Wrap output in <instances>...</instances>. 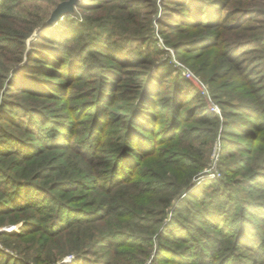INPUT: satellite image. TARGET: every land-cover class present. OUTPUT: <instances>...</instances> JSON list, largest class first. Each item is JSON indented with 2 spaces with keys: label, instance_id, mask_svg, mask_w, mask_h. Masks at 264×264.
<instances>
[{
  "label": "rangeland",
  "instance_id": "374dc122",
  "mask_svg": "<svg viewBox=\"0 0 264 264\" xmlns=\"http://www.w3.org/2000/svg\"><path fill=\"white\" fill-rule=\"evenodd\" d=\"M66 1L7 0L11 9L4 11H14L16 16L0 18V142L4 143V148L0 149L5 150H0L2 261L5 255H11L13 263L26 261L29 264H187L184 260L178 262L175 254L167 250L172 247L176 250V239L178 251L193 259L188 264H224L233 252L234 255L241 252L235 259L253 264L255 252L230 238L224 242L223 250L206 251L200 234L193 229L196 222L192 212L189 213L202 205L187 202L191 201L189 194L193 191L202 190L207 198L211 194L218 197V190L222 188H215L213 183L221 178L229 183L235 202L260 203L263 207L258 209L264 210V183L246 181L259 177L254 176L251 169L264 170V0H231L224 10L222 8L224 26L221 30L225 32V40L236 37L235 40L241 41L234 46L240 52L238 58L245 66L243 72L247 77L242 78L236 70L216 83L206 73L220 66L225 46H214L193 56L197 66L204 67L202 74L189 64L190 54L183 53L184 48L179 44L187 39L215 38L220 30L211 32L202 28L187 33L186 27L180 30L173 27V23L181 21L179 16L183 9L176 8L170 0H115L94 4L91 8L80 3L92 0H76L64 11ZM37 15L41 16L35 18ZM69 16L86 26L85 38L68 40L65 46L70 48L69 56L74 54L81 58L80 69L70 78L64 76L67 82L63 83L66 85L63 90L46 88L41 93L27 92L25 89L45 85L47 78L37 76L38 70L27 68L28 64L36 63L29 58L33 55L30 51L45 47L43 42L56 45L44 37L45 29L53 32L51 28L59 26L58 23ZM12 20L17 24L13 25ZM29 20L38 23L22 39L20 34L27 32ZM9 30L18 34L12 37L14 42L8 38ZM97 37L101 42L113 44L118 51L127 45L131 49L153 51L148 77L157 74L158 65L170 62L185 78L182 83L193 86L189 98L180 103V108L188 107L187 111L181 110L184 111L181 117L173 116L165 96H154L159 113L152 120H146L145 127L149 128L137 130L135 137L129 136L134 137L129 146L124 136L127 130L113 138L117 153L124 154L121 170L128 175L120 178L121 172H117L121 181L109 184L106 177L112 169L92 159L90 151L97 143L96 139V143L90 145L95 142L90 138L91 131L94 126L99 130L105 119L102 112L96 111L95 100L101 101L99 84L114 71L116 82L124 85L123 93H135L134 81L142 76L136 78L123 68L118 69L101 52L90 55L89 49L100 50L97 46L86 49L96 43ZM63 61V67L71 64L69 57ZM190 75L193 78L190 79ZM126 98L122 94L113 101L114 105L99 102L107 112L106 119L113 115L115 119L129 117L136 111L134 97ZM118 99L119 103L115 104ZM249 106L256 109L254 115L247 110ZM224 110L234 111V115L226 118ZM203 111L213 113L210 122H203L198 116ZM7 115L21 122L22 128L21 123L10 121L9 124L5 119ZM24 121L26 125L33 123L35 130H24ZM253 124H261L260 130L252 128ZM106 129L110 131L112 126L107 125ZM12 139L16 142L13 146L9 143ZM31 145L34 148L36 145L38 152L28 156L26 151ZM43 165H49L57 177L40 175L39 178L38 169ZM34 178L45 188L52 187L59 178L69 181L68 184L80 181L69 197L54 196L57 204L50 201L22 208L17 202L6 203L8 185ZM46 197L53 198L50 193H46ZM226 198L223 196L221 202ZM112 199L121 205L114 212L107 209ZM239 211L243 219V210L234 209L235 214ZM249 217L264 229V219L255 213ZM173 219L179 220L180 232L188 234V239L174 232ZM205 228L211 233L221 232L214 227ZM260 264H264V258Z\"/></svg>",
  "mask_w": 264,
  "mask_h": 264
},
{
  "label": "trees",
  "instance_id": "16d2710c",
  "mask_svg": "<svg viewBox=\"0 0 264 264\" xmlns=\"http://www.w3.org/2000/svg\"><path fill=\"white\" fill-rule=\"evenodd\" d=\"M115 0H92L90 2L83 1L80 3L83 7H94V4H106V3H112ZM171 3L175 5L176 8H182L183 10L180 13L181 15L179 18L181 21L177 23H173L172 25L175 28H178L179 30L182 27H186V32H190V30H196V29H202L206 28L205 30L208 31H218L219 34L215 38H207L204 41H199L197 38L194 39H187L184 42L180 43L179 45L183 47V53L189 52V64L193 66V68H197L202 74H204V67L197 66L195 61H193V56L196 55L200 51H206L214 46H225L224 49V55L222 59V63L220 66L215 69L214 71L210 73H206L210 79L216 83L219 80H223L227 77H229L233 71H238V75L242 78H246V72H243L245 70L244 64L240 61V58H238L240 52L238 50H235L236 44L240 40L232 39L229 41L228 39L225 40V32L221 30L224 26V17H223V11L226 5H229L231 3V0H170ZM226 2V3H225ZM9 3L7 0H0V18L5 17V19H12L14 16H16L14 11L5 9H11V7L8 5ZM8 5V6H7ZM181 6V7H180ZM4 8V9H3ZM220 8V9H219ZM41 15H37L35 18H39ZM66 19V20H65ZM13 25H16V21H11ZM38 21H27V32H23L20 34V37L24 39L30 32L33 31L34 27L37 25ZM59 26L54 29L53 32H51L49 29H45L44 37L47 40H50L53 44L56 45H50L46 43L44 44L45 47L41 49H32L33 51H30V53H33V55H29V58L31 60H35V65H27V68H32V70H38L39 73H37V76H46V82L45 85L41 84L40 88H30L25 89L27 92L30 93H41L42 89H48V90H55L60 91L63 90L64 85L63 83H66L67 81L64 79V76L66 78H70L71 75H75L76 71L80 69V64L82 62L80 61L81 58L75 57L74 54H71L72 58L69 56V47L66 46V42L68 40L72 41H79L85 38L86 36V26L82 24L81 22L77 21L76 19L72 17H64L63 20H61L58 23ZM190 27V28H188ZM49 30V31H48ZM8 38L11 40L13 36L18 37V34H14L12 30L8 31ZM53 35V36H52ZM11 36V37H10ZM103 36V35H102ZM101 37V35H100ZM97 37L96 43L94 45H89L86 49H89L90 46H97L100 50H96L95 47L93 49H89L90 55L93 53H99L103 54V56H106L108 59H110L113 64L119 69L123 68V70L126 73L133 74L134 77L140 78L138 81H134L133 87L135 93L128 91L127 93H123L124 85L118 84L116 82L117 75L114 73V71H111V74L109 77H106V79H102L101 83L99 84V93L100 94V100L96 101V111L102 112L105 119H103V123L100 126V129L97 130L96 126L93 127L91 131V136L93 140L95 139V142L93 144H90L93 146L91 151V158L94 160H98L102 166L105 168L112 169V172L110 175L108 174L107 182L109 183H117L121 181L118 178L117 172H121V177H126L128 173L121 170L120 163L121 159L123 158L124 154L117 153L118 147L117 144L113 142V138L119 136L120 132L123 130H127V133L124 135L126 136L127 140H129V143H127V146L131 144V142H134V133H138L137 130H147L149 128L148 126L145 127L146 120H152L159 111L157 110V103H156V97L165 96V99L169 101L167 104H170L172 112L174 113L173 116H182L184 111H187L188 107H184L183 109L180 108V103L182 101L184 102V99L187 100L192 93V87L188 83H182V78L185 79L183 76H181L180 71L173 63L170 62H164L160 66L158 65L157 68V74L156 75H148L149 72V65L152 64V53L153 51H149L146 49H131L129 46H124L120 51L114 48L113 44L111 43H104L101 42V38ZM110 40V37H109ZM14 42L13 40H11ZM10 42V41H9ZM50 42V43H51ZM75 43V42H74ZM22 44V43H19ZM35 45V44H34ZM143 45H146L144 43ZM72 47V45H71ZM67 57L70 58L71 64L67 67H63L64 61H67ZM202 57V55H200ZM240 57V56H239ZM60 64V65H59ZM39 66V67H37ZM151 66V65H150ZM64 68H68L69 70H64ZM85 68V65H84ZM129 68H135V69H129ZM89 69V68H88ZM104 70L100 69L99 71ZM146 77V79H144ZM148 77V78H147ZM144 79V80H143ZM37 80V78L35 79ZM111 80V81H110ZM116 82V83H115ZM62 84V85H61ZM66 86V85H65ZM70 86V85H69ZM164 87L163 89H161ZM162 90V91H161ZM165 90V91H164ZM137 91V92H136ZM170 92L169 95H166L165 93ZM126 95V100H130L129 98L134 97L135 100V109L136 111L127 117V115L122 116L121 118L115 119L114 115L113 117H109L106 119L105 113L106 110L102 108L101 103H106L107 105L113 104V101L116 98H119L121 95ZM187 95V96H186ZM99 96V95H97ZM186 96V97H182ZM131 99V100H132ZM101 102V103H99ZM119 99L117 101L118 104ZM94 105V107H95ZM251 106L247 107V110L252 113L251 115H254L256 113V109H250ZM256 108V107H255ZM103 109V110H101ZM178 110V111H177ZM184 110V111H181ZM224 115L226 118L228 116L234 115V111L231 110H224ZM175 112L177 115H175ZM257 112H260L259 109H257ZM3 113V112H2ZM212 114L208 111L201 112L198 116L203 122H210L212 119ZM151 118V119H150ZM158 118V117H157ZM5 119L9 121V124H15V123H21V122H15L12 116H5ZM101 120V119H100ZM145 122V123H144ZM24 125H26V122H23ZM29 125H26L23 127L24 130L31 129L32 131L35 130L36 126L33 123H28ZM97 125L100 124V121L96 123ZM107 125H111L112 129L108 131L106 129ZM261 124L252 125V128L258 127L260 130ZM173 126V123H172ZM65 127H69V130L71 129L70 126L67 124ZM127 127V129L125 128ZM129 127V128H128ZM22 128V123H21ZM133 135L134 137H130ZM73 136V133H71V137ZM8 137V135H7ZM129 138V139H128ZM10 139V138H9ZM9 141V140H8ZM72 141V139H71ZM70 141V142H71ZM10 145H14L16 142L14 139H12L10 142ZM20 143V142H18ZM0 148H4L3 141L0 142ZM1 151H5L4 149H0ZM28 151H26V155L30 156L32 154H36L38 152V147L34 145L27 148ZM127 150V149H126ZM264 164V163H263ZM253 171L254 176L259 177H253V179H247L249 183L259 184L264 183V170L259 171V169H251ZM38 177L40 178V175H44L47 178H53L57 177L55 173L52 172L51 167L48 165H43L38 169ZM124 172V173H123ZM193 172L194 174L197 173ZM127 174V175H126ZM111 176V177H110ZM262 176V177H261ZM37 178V177H36ZM36 178L28 181H20L18 184H13L9 186V190L7 192V202L6 203H14L17 202L19 206L22 208H29L33 204H45L50 201H53L55 204H57L54 201V196H61L62 198L69 197L70 191L72 188L76 186V183L80 180L70 182L69 184L64 178H59L58 182L54 184L52 187L45 188L44 185L41 183H36ZM14 181V180H13ZM10 182V181H8ZM106 182V183H107ZM215 188H218L220 186V195L212 196L209 195V198L204 195L203 191H193L189 194L191 201L189 200L187 203H192L194 205H202V208L200 209H191L189 211L192 212V216L195 219L194 221L196 223H193V229L197 231V233L200 234L201 238V245L202 247H206V251H220L223 250L224 242L228 238L233 240V242H237V245L240 244L241 246H244L246 249L253 250L255 252L253 257V264H260V261L262 258H264V229H262L261 225H256L255 222L252 221V217H249L250 215L256 214L260 219H264V210L260 211L258 208L263 207V205L255 204L251 201H245L242 200L241 202L237 200V202L234 201V198L232 197L233 190H230L231 187H229V183L224 181L221 178H218L213 183ZM225 185V186H224ZM227 186V187H226ZM46 193H50L53 198L47 199ZM223 196H226V201L224 203L221 202V199ZM35 197V198H34ZM116 199H112L110 202L112 205H107L108 211L114 212L115 210H118L121 205H117L118 201H115ZM106 199L102 202L101 206L104 204ZM222 203V205H220ZM245 203H248V206H245ZM107 204V202H106ZM57 206V205H54ZM222 207V208H221ZM242 209L243 212V219H241V212L239 211V214L234 213V209ZM194 210V212L192 211ZM179 217V216H178ZM212 217V219H211ZM244 220V221H243ZM200 223H202L205 226L214 227L218 229L220 234L211 233L207 231L205 226H201ZM174 228V232L178 231V234L180 237L188 239V234H185L182 231L179 225L181 224L179 220L173 219V222L171 223ZM178 228V229H177ZM173 230V229H172ZM114 232V231H112ZM12 235V234H11ZM178 236V237H179ZM228 236V237H226ZM192 237V236H191ZM176 238V237H174ZM193 238V237H192ZM185 239V240H186ZM194 239V238H193ZM174 241L173 239L171 240ZM196 242V241H195ZM198 242V241H197ZM196 242V243H197ZM129 244V242H125ZM174 243L177 245L175 248L172 247L171 249H167L171 252V254H175V256L178 258L176 260L181 261L184 260L187 264L192 262L191 255L180 253L178 250H180L178 247L179 243L174 241ZM235 244V243H234ZM235 248L238 247L235 245ZM235 249V250H236ZM236 253V252H235ZM238 253V254H237ZM234 255V252L232 255H229L230 258H228V264H252L251 262H244L235 259L237 255H239L241 252H237ZM146 255L147 253H143ZM205 254V253H204ZM231 254V253H230ZM232 256V257H231ZM225 258V257H223ZM14 258L11 255H5V259L2 261L1 255H0V263L4 264H29L26 261H20L19 263H13ZM112 260V259H110ZM224 261L225 262L227 261ZM86 261V260H85ZM84 261V262H85ZM112 262V261H111ZM110 263V262H109ZM106 263V264H109ZM86 264V262L84 263Z\"/></svg>",
  "mask_w": 264,
  "mask_h": 264
},
{
  "label": "water",
  "instance_id": "95a60500",
  "mask_svg": "<svg viewBox=\"0 0 264 264\" xmlns=\"http://www.w3.org/2000/svg\"><path fill=\"white\" fill-rule=\"evenodd\" d=\"M76 0H68L66 2H64V6H63V10H67L70 6H72V4L75 2Z\"/></svg>",
  "mask_w": 264,
  "mask_h": 264
},
{
  "label": "built area",
  "instance_id": "2783aa9c",
  "mask_svg": "<svg viewBox=\"0 0 264 264\" xmlns=\"http://www.w3.org/2000/svg\"><path fill=\"white\" fill-rule=\"evenodd\" d=\"M193 78L191 75H190V79ZM193 80V79H192Z\"/></svg>",
  "mask_w": 264,
  "mask_h": 264
}]
</instances>
